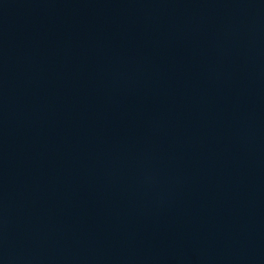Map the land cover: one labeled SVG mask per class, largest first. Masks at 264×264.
<instances>
[{
	"label": "water",
	"instance_id": "1",
	"mask_svg": "<svg viewBox=\"0 0 264 264\" xmlns=\"http://www.w3.org/2000/svg\"><path fill=\"white\" fill-rule=\"evenodd\" d=\"M0 264H264V0H0Z\"/></svg>",
	"mask_w": 264,
	"mask_h": 264
}]
</instances>
